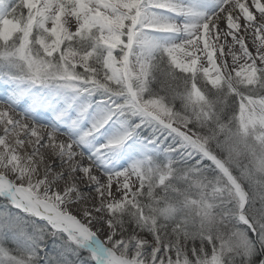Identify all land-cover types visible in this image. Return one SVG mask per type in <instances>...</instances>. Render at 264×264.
Listing matches in <instances>:
<instances>
[{"label":"snow or ice","instance_id":"snow-or-ice-1","mask_svg":"<svg viewBox=\"0 0 264 264\" xmlns=\"http://www.w3.org/2000/svg\"><path fill=\"white\" fill-rule=\"evenodd\" d=\"M0 264H264V0H0Z\"/></svg>","mask_w":264,"mask_h":264}]
</instances>
